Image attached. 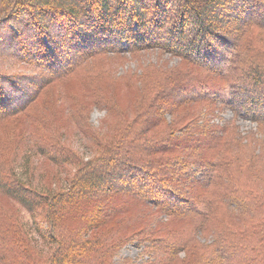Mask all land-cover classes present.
Returning <instances> with one entry per match:
<instances>
[{"label":"trees","instance_id":"1","mask_svg":"<svg viewBox=\"0 0 264 264\" xmlns=\"http://www.w3.org/2000/svg\"><path fill=\"white\" fill-rule=\"evenodd\" d=\"M150 49L177 60L118 73ZM0 55L33 73L0 66V130L22 117L0 194L42 239L0 207V264H264V0H0ZM42 161L67 172L54 192Z\"/></svg>","mask_w":264,"mask_h":264},{"label":"rangeland","instance_id":"2","mask_svg":"<svg viewBox=\"0 0 264 264\" xmlns=\"http://www.w3.org/2000/svg\"><path fill=\"white\" fill-rule=\"evenodd\" d=\"M228 21H232V19L228 18ZM126 56L127 58L125 59L126 60L125 63L123 65L118 66V73L122 72L123 69H126L128 66H131L132 68H134L135 66L134 61L136 60L146 62L147 60L152 61V60H156L157 57H160L163 59H167L168 64H174L175 61L177 60L175 57L169 56L168 53L157 52L156 49H150L148 51H144L143 58L139 56L138 59H135V58L131 59L130 55H126ZM8 60L9 59H7L6 57L0 55V66L5 67L8 72H15V71L20 70V72L22 71L23 73H25V75L33 76V73L31 72L32 70L31 66L21 65V64L11 65L12 63H9ZM104 114H105L104 109L91 108L88 111L89 119L94 125L99 124V121L101 120ZM220 116H221L220 118L216 117L214 118V120L221 123L223 122L224 119H229L232 116V113L230 110L225 109L221 111ZM15 120L17 124L19 125V122L22 120V117L14 118V121ZM14 121L6 122L2 126V129L0 130V150L8 148L7 143L9 142V135H7V133L8 132L10 133L11 129L14 127L13 126ZM236 124L239 126V129L242 132L253 131L258 136V134L256 133L255 122H253L249 118L239 115L236 117ZM20 126L23 129H26L27 124L24 121V124ZM67 132H68V137H67L68 142L72 143L73 147L75 148V150H77L79 155L89 158L90 153L87 152L85 140L81 137V135L78 134L76 130L70 127L66 129V133ZM23 143L24 142L21 143V141L19 142V139H16V136H15L13 144L17 145V147L19 146L22 147ZM1 156H2V152L0 151V161H1ZM32 160L35 161V159H32ZM36 168L37 169H35V171L31 170L32 176L34 177L32 178L33 179L32 185L35 186L37 184L38 185L44 184L45 186H47L52 183V185H49V186H51L50 189L53 192L55 190H58L57 188L59 187V184H60V180L57 177L67 174V172L61 169L60 167L54 164H51L47 161H42L40 164L36 163ZM0 207L1 208L5 207V209H8V210H13V209L17 210L19 213V219L23 225V228L28 232L31 240L35 239L38 244L41 243L42 239H41L40 231L37 227L38 223L30 212H28L26 209L20 206L18 207L10 199H8L7 197L1 194H0ZM39 219H40V216H39ZM139 242H140L139 239L137 240L136 238V239L131 240L129 243L125 244L124 246L120 247L118 251L115 253V255L112 257V261L114 263L121 262L125 258H129L132 261L133 260L140 261L139 255H141L140 254L141 245L139 244ZM38 247H42V246L39 245ZM181 255H183V253H181Z\"/></svg>","mask_w":264,"mask_h":264}]
</instances>
